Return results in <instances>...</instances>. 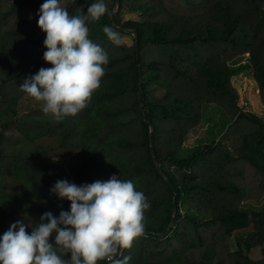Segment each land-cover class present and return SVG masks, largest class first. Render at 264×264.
Segmentation results:
<instances>
[{
	"label": "trees",
	"instance_id": "16d2710c",
	"mask_svg": "<svg viewBox=\"0 0 264 264\" xmlns=\"http://www.w3.org/2000/svg\"><path fill=\"white\" fill-rule=\"evenodd\" d=\"M42 2L0 0V234L13 221L31 226L44 211L56 216L68 209L69 201L49 191L57 180L51 159L76 154V184L115 173L131 179L150 202L144 231L114 258L127 255L126 264H264V247L260 258L249 255L264 244V206L241 205L249 188L264 192V113L253 112L246 89L241 97L231 81L249 70L264 102V0H105V14L86 21L88 36L108 53L100 85L85 107L60 120L42 113L41 103L19 88L25 77L50 66L36 23ZM87 2L61 0V6L82 15ZM123 9L138 17L121 21ZM114 10L112 22L124 28L114 30L130 33V44L117 45L103 32ZM127 29L135 31L137 45ZM246 52L244 64L229 66ZM205 104L227 116L224 128L183 149ZM172 215L169 230L154 235ZM248 227L231 250L233 232Z\"/></svg>",
	"mask_w": 264,
	"mask_h": 264
},
{
	"label": "clouds",
	"instance_id": "9594fccd",
	"mask_svg": "<svg viewBox=\"0 0 264 264\" xmlns=\"http://www.w3.org/2000/svg\"><path fill=\"white\" fill-rule=\"evenodd\" d=\"M106 10L105 0L87 2L82 15H69L61 0L39 5L36 23L45 33L42 59L50 66L25 77L19 88L41 103L42 113L57 120L74 115L99 87L108 53L88 36L86 21ZM103 32L121 43L112 27L105 25ZM49 191L69 201L68 209L56 216L44 211L31 226L24 220L10 223L0 234V264H96L103 258L126 264L127 255L114 257L144 231V210L150 206L131 179L114 173L107 180L76 184L61 178Z\"/></svg>",
	"mask_w": 264,
	"mask_h": 264
},
{
	"label": "rangeland",
	"instance_id": "374dc122",
	"mask_svg": "<svg viewBox=\"0 0 264 264\" xmlns=\"http://www.w3.org/2000/svg\"><path fill=\"white\" fill-rule=\"evenodd\" d=\"M110 2L111 0H107ZM138 14L135 12H130L127 10L120 11L121 21L127 19H136ZM118 35L121 38V42L130 44L132 42V37L130 33L119 32ZM248 60V54L242 53L235 55L228 64L231 68H237L244 64ZM231 81L236 89L239 91L241 97L243 96L244 89H246V95L249 98V108L262 115L264 113V102L262 101L255 80L249 70L239 71L233 74ZM34 101V98H33ZM36 102V101H34ZM227 121V116L222 114L218 109H216L211 104H205L203 108L202 119L197 126L192 128L186 137L182 141V148L189 149L193 144L200 141L208 142L213 138H216L218 133L224 128V124ZM77 163L76 154L67 156L66 158H52L51 159V172L56 179H67L75 183L74 167ZM243 208H250L254 210L262 209L264 206V192L259 191L256 188H249L245 198L241 201ZM248 228L239 229L233 232L230 237V249L234 250L235 243L238 238L242 237L248 230ZM263 245H258L250 249L249 255L253 259H258L261 257V249Z\"/></svg>",
	"mask_w": 264,
	"mask_h": 264
},
{
	"label": "water",
	"instance_id": "95a60500",
	"mask_svg": "<svg viewBox=\"0 0 264 264\" xmlns=\"http://www.w3.org/2000/svg\"><path fill=\"white\" fill-rule=\"evenodd\" d=\"M115 13V10L114 11H111L108 15H107V19H108V22H109V25H110V27H112L113 29H117V30H122V29H124L123 27H121V26H118V25H116V24H114L113 22H112V20H111V18H112V15ZM127 31H131V33L133 34V36H134V42H135V45H137V42H136V33H135V31L134 30H129V29H127ZM136 52H138V50H137V48H136ZM139 70V72H140V69H138ZM138 85H139V90H140V87H141V78H139V83H138ZM138 104H137V108H138V110L142 113V114H144V110H143V107H142V102H141V97L140 96H138ZM151 131H152V126H150V137H151ZM150 146H151V148H152V141L150 140ZM152 156H153V154H152ZM153 163L155 164V167H156V169H157V171L159 172V174L160 175H163L164 176V178L166 179V181L169 183V185H170V181H169V179H168V177H167V175L163 172V170L161 169V167H160V165L157 163V161L154 159V156H153ZM172 187V186H171ZM174 200V199H173ZM171 212H173V208L171 209ZM173 220H174V218H173V215L171 216V221H170V223L166 226V228L164 229V230H162V231H160V232H155L154 233V235H156V236H163L168 230H169V228L173 225ZM109 264V263H108Z\"/></svg>",
	"mask_w": 264,
	"mask_h": 264
}]
</instances>
